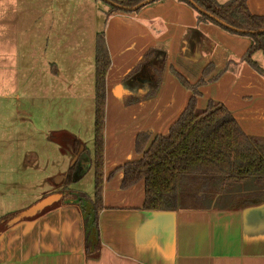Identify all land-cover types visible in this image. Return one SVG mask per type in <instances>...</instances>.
<instances>
[{
	"label": "crops",
	"instance_id": "obj_1",
	"mask_svg": "<svg viewBox=\"0 0 264 264\" xmlns=\"http://www.w3.org/2000/svg\"><path fill=\"white\" fill-rule=\"evenodd\" d=\"M247 5L264 16V0ZM104 37L111 62L98 234L87 244L86 218L94 225L89 196L79 205L60 193L41 211L21 216L45 195L23 204L19 195L0 191V264H264V188L240 185L211 208L152 211L143 209L144 180L125 188L122 169L142 158L140 133H150L147 149L188 106L193 91L179 77L194 85L208 67L198 107L220 102L243 133L264 139V51L253 56L260 72L242 60L249 36L199 23L197 11L179 0L107 13Z\"/></svg>",
	"mask_w": 264,
	"mask_h": 264
},
{
	"label": "rangeland",
	"instance_id": "obj_2",
	"mask_svg": "<svg viewBox=\"0 0 264 264\" xmlns=\"http://www.w3.org/2000/svg\"><path fill=\"white\" fill-rule=\"evenodd\" d=\"M109 9L103 0H0V191L23 204L55 195L51 186L62 194L76 142L93 158L95 39ZM94 185L91 165L68 188L92 198Z\"/></svg>",
	"mask_w": 264,
	"mask_h": 264
},
{
	"label": "trees",
	"instance_id": "obj_3",
	"mask_svg": "<svg viewBox=\"0 0 264 264\" xmlns=\"http://www.w3.org/2000/svg\"><path fill=\"white\" fill-rule=\"evenodd\" d=\"M111 1L132 7L143 0ZM179 1L189 4L197 11L199 23H214L230 32L249 36L252 44L242 60L262 72L253 56L258 51H264V33H241L231 30L199 12L187 0ZM193 1L234 28L249 31L264 28V16L251 13L247 5L248 0H228L224 3L217 0ZM108 5L110 6L108 13L135 12ZM110 62L104 32H101L95 39L93 158L90 161L82 159L84 147L79 154L81 143L76 142L73 148L74 154H78V160H74L60 184L64 186L62 194L64 193V199H68V203L82 205L87 195L72 191L68 186L76 182L91 165L93 166L95 185L90 203L94 225L89 224V218H86L85 225L86 241L89 245L90 236L98 234L97 215L104 207L106 76ZM209 69L210 67L204 70L203 78L194 85L184 77H179L183 85L193 91L188 106L171 125L168 133L157 136L147 149L150 133H140L136 149L143 153L142 158L122 167L123 187L127 188L144 180L145 210L211 208L217 197L233 192L240 185L254 184L258 188H264V139L243 133L232 113L222 103L210 100L206 109H201L197 105L198 88L205 83L204 77ZM79 161L81 164L87 163L79 166ZM80 168L82 169L79 171ZM203 202L206 204L203 205Z\"/></svg>",
	"mask_w": 264,
	"mask_h": 264
},
{
	"label": "water",
	"instance_id": "obj_4",
	"mask_svg": "<svg viewBox=\"0 0 264 264\" xmlns=\"http://www.w3.org/2000/svg\"><path fill=\"white\" fill-rule=\"evenodd\" d=\"M103 1H105L106 3L112 5V6L116 7V8H119L121 10L136 11V10L142 8L143 6L149 4V3L153 2V1H156V0H143L139 4H137L135 6H132V7H127V6L118 4V3L114 2V1H111V0H103ZM187 1L190 2L199 12H201V13H203V14L211 17V18H213L219 24H221L222 26L227 27V28H229L231 30H236V31L241 32V33H255V34L264 33V28L256 30V31H249V30H243V29L234 28L233 26L229 25L225 21H223V20L219 19L218 17H216L214 14H212V13L208 12L207 10H205L204 8L200 7L195 1H193V0H187ZM62 178H63V176H60L57 179V182H59V180H61ZM60 198H61V194H55L53 196L51 195V196L47 197L46 199L42 200L41 202L36 203L30 209L22 212L21 216L29 215L30 213L39 212L44 207L56 202Z\"/></svg>",
	"mask_w": 264,
	"mask_h": 264
}]
</instances>
